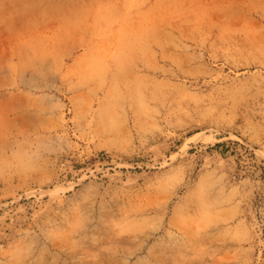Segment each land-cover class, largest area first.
<instances>
[{
  "label": "rangeland",
  "instance_id": "rangeland-1",
  "mask_svg": "<svg viewBox=\"0 0 264 264\" xmlns=\"http://www.w3.org/2000/svg\"><path fill=\"white\" fill-rule=\"evenodd\" d=\"M0 264H264V0H0Z\"/></svg>",
  "mask_w": 264,
  "mask_h": 264
}]
</instances>
